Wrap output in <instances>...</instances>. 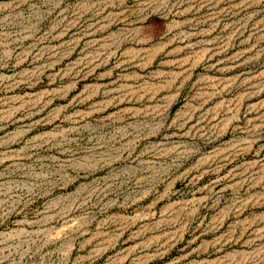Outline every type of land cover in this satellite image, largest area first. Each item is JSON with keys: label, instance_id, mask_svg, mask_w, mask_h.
Returning a JSON list of instances; mask_svg holds the SVG:
<instances>
[{"label": "rangeland", "instance_id": "rangeland-1", "mask_svg": "<svg viewBox=\"0 0 264 264\" xmlns=\"http://www.w3.org/2000/svg\"><path fill=\"white\" fill-rule=\"evenodd\" d=\"M0 264H264V0H0Z\"/></svg>", "mask_w": 264, "mask_h": 264}]
</instances>
